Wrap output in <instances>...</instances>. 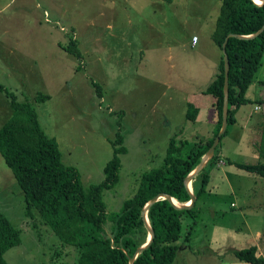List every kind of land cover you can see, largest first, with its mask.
Returning <instances> with one entry per match:
<instances>
[{
    "label": "rangeland",
    "instance_id": "374dc122",
    "mask_svg": "<svg viewBox=\"0 0 264 264\" xmlns=\"http://www.w3.org/2000/svg\"><path fill=\"white\" fill-rule=\"evenodd\" d=\"M150 1L129 0L133 10L117 1L91 19L99 0H76L78 5L71 0L72 7L80 6L72 30L70 18L59 22L42 0H0V85L12 87L17 100L31 102L40 126L57 140L62 160L79 169L84 185L104 180L103 166L117 134L122 136L119 179L103 190L107 212L118 211L134 193L138 175L159 164L170 135L204 142L216 119L211 97L198 90L216 71L219 49L210 33L220 0H157L156 5L152 0V6ZM71 31L80 56L56 48L60 53L52 58L50 43L39 37L66 39ZM194 35L198 42H192ZM259 80H264V55L244 93L247 102L205 163L208 181L196 200V223L189 241L179 240L172 264H252L232 254L250 245L264 257V176L233 163L264 162L258 155L264 134ZM34 93L50 99L33 102ZM189 102L198 106L194 122L184 117ZM9 112L0 105V125ZM189 187L192 192V181ZM0 212L21 239L4 253L7 264H76V247L61 243L37 211L27 213L1 153ZM191 220L182 218V234Z\"/></svg>",
    "mask_w": 264,
    "mask_h": 264
},
{
    "label": "trees",
    "instance_id": "16d2710c",
    "mask_svg": "<svg viewBox=\"0 0 264 264\" xmlns=\"http://www.w3.org/2000/svg\"><path fill=\"white\" fill-rule=\"evenodd\" d=\"M264 25V3L252 0H220L218 14L210 38L219 49L215 73L210 82L198 93L212 99L216 119L212 134L199 142L186 137L169 136L159 164L143 170L137 178L132 195L123 200L118 211L107 212L103 200L104 187L119 179L120 158L124 150L122 136L117 134L113 155L103 166L104 180L84 185L79 169L61 158L56 139L48 136L39 124L35 108L29 100H17L16 95L2 87L11 109L8 119L0 125V153L12 169L23 193L27 213L37 211L61 243L76 247V264H129L137 247L147 241L148 231L142 218V210L148 200L158 193H166L180 203L190 200L185 186V176L196 166L201 155L212 143L221 127L224 59L222 43L227 33L246 35ZM70 55L80 56L76 39L70 37L62 45ZM224 51L227 56V117L226 128L235 121L238 108L247 102L244 93L261 66L264 55V31L250 38L229 36ZM264 86V80H259ZM100 94V93H99ZM47 94L36 93L33 102L44 103ZM264 104V100H259ZM198 107L186 104L184 117L195 121ZM220 135L217 145L223 136ZM216 145V146H217ZM215 146V148H216ZM214 155V152L213 154ZM259 157L264 158V134L259 145ZM234 165L264 176V162ZM205 165L192 181V193L196 199L192 207L182 210L169 200L158 198L147 211V220L153 231L149 245L135 257L133 264H172L180 249L179 240L189 241L194 227L195 204L205 190L208 174ZM200 181V182H199ZM192 218L182 234V218ZM20 232L0 212V264H7L4 253L20 244ZM237 261L264 264V257L257 255V247L233 249Z\"/></svg>",
    "mask_w": 264,
    "mask_h": 264
},
{
    "label": "water",
    "instance_id": "95a60500",
    "mask_svg": "<svg viewBox=\"0 0 264 264\" xmlns=\"http://www.w3.org/2000/svg\"><path fill=\"white\" fill-rule=\"evenodd\" d=\"M254 3L256 4H263L264 0H252ZM264 31V25L262 28H259L257 31H254L253 33L250 34H246V35H236V34H232V33H227L225 35V38L223 40L222 43V52H223V59H224V83H223V104H222V116H221V127L218 131V133L215 135L212 143L210 144V146L205 150V152L201 155L198 163L196 164V166L185 176L184 178V183L185 186L190 194V200L188 202L185 203H180L179 201L175 200L173 197H171L170 195L166 194V193H158L156 195H154L150 200H148L146 202V204L143 207L142 210V218L144 221V224L147 228L148 231V238L147 241L142 244L141 246L137 247V249L135 250V252L133 253V256L129 259V264H133V261L135 259V257L137 256V254L143 250L144 248H146L149 243L151 242L152 238H153V231L148 223L147 220V211L148 208L150 207V205L153 204L154 201H156L158 198H164L169 200L170 203H172L176 208L178 209H188L190 207H192L193 202L195 201L196 197L195 195L190 191V182L193 179V176L202 168V166L208 161V159L212 156L215 146L217 145L220 135L223 134L225 128H226V117H227V71H228V62H227V56L225 54L224 51V46H225V42L227 40V38L229 36H236L238 38H250L252 36H256L258 34H261ZM175 200V201H174Z\"/></svg>",
    "mask_w": 264,
    "mask_h": 264
},
{
    "label": "crops",
    "instance_id": "0c3cea01",
    "mask_svg": "<svg viewBox=\"0 0 264 264\" xmlns=\"http://www.w3.org/2000/svg\"><path fill=\"white\" fill-rule=\"evenodd\" d=\"M42 1H43V3H46L48 5V10L49 11H54L55 12L53 15H54L55 19L58 20L59 22H63V20H67V18H70L71 21H69L67 24H70L71 27H72V30H74V26H76L78 24V21L80 20L79 19V15H78V12L80 11V6L72 7L73 6L72 5L73 2H74L73 4L78 5L76 0H72L73 1L72 3H70L71 0L70 1L68 0V2H66L65 0H42ZM117 1L122 2V0H99V2H95L94 4L101 5V6L100 7H95V10L97 11V13H96V15L92 16L91 19H94L96 16H100L102 10H104L102 8H104L105 5H109L111 3H116ZM123 1L126 4V5L122 4L124 10H133V9H135L134 4L129 3L128 2L129 0H123ZM153 3L154 2L151 0L149 5L152 6ZM156 4H157V0H155V5ZM167 5L168 4H165V5L163 4L161 6H166L167 7ZM71 34H72L71 37H73V39L78 40L76 35L75 36L73 35L72 31H71ZM39 39H40L41 43H44V44L50 43V50H52L51 51L52 58H56V54L60 53L59 50L56 51V48H58L61 51L65 52L66 54L69 53L68 51L65 50V48L62 47V45H65V41L66 42L69 41L70 36L68 38H66V39H61V38L57 39V38H54L52 36H42V37H39ZM198 41H199V38H198V40L196 42H198ZM11 43H14V41H12ZM1 47L2 46L0 45V50H1ZM14 49H15V47L11 46L10 47V52H12ZM217 56H218V53H217ZM217 56H216V59H217ZM216 59H215V62H216ZM4 88H6L7 90H10V92H13L16 95V92H15L14 89H12V87H8V86L5 87L4 86ZM35 94L36 93L33 94V97H34ZM16 97H17V95H16ZM0 105H3L4 108L5 107H10L8 99L5 96V94L3 92V89H1V88H0ZM9 115H10V112H9ZM9 115H8V117H9ZM214 127H215V125H214V122H213L212 125H210V129L206 131L207 137H209L212 134V132L214 130ZM240 262H242V261H240ZM246 263H248V262H246Z\"/></svg>",
    "mask_w": 264,
    "mask_h": 264
},
{
    "label": "built area",
    "instance_id": "2783aa9c",
    "mask_svg": "<svg viewBox=\"0 0 264 264\" xmlns=\"http://www.w3.org/2000/svg\"><path fill=\"white\" fill-rule=\"evenodd\" d=\"M197 39H198V38H197V36H195V35H194V36H192V42H196V41H197Z\"/></svg>",
    "mask_w": 264,
    "mask_h": 264
},
{
    "label": "bare ground",
    "instance_id": "6f19581e",
    "mask_svg": "<svg viewBox=\"0 0 264 264\" xmlns=\"http://www.w3.org/2000/svg\"><path fill=\"white\" fill-rule=\"evenodd\" d=\"M191 183V182H190ZM175 201V200H174Z\"/></svg>",
    "mask_w": 264,
    "mask_h": 264
}]
</instances>
